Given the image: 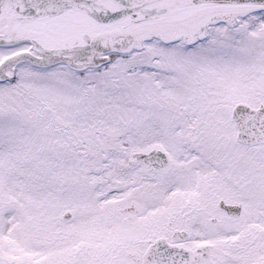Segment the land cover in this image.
Masks as SVG:
<instances>
[{
    "label": "snow or ice",
    "instance_id": "1",
    "mask_svg": "<svg viewBox=\"0 0 264 264\" xmlns=\"http://www.w3.org/2000/svg\"><path fill=\"white\" fill-rule=\"evenodd\" d=\"M0 264H264V0H0Z\"/></svg>",
    "mask_w": 264,
    "mask_h": 264
}]
</instances>
